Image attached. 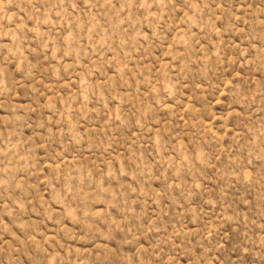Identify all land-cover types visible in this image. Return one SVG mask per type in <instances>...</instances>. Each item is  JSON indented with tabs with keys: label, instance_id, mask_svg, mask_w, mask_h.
Wrapping results in <instances>:
<instances>
[{
	"label": "rangeland",
	"instance_id": "rangeland-1",
	"mask_svg": "<svg viewBox=\"0 0 264 264\" xmlns=\"http://www.w3.org/2000/svg\"><path fill=\"white\" fill-rule=\"evenodd\" d=\"M0 264H264V0H0Z\"/></svg>",
	"mask_w": 264,
	"mask_h": 264
}]
</instances>
